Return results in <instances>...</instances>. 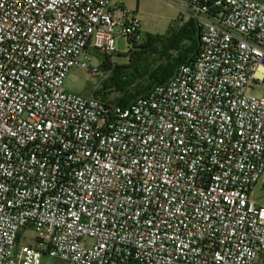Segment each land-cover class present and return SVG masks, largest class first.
<instances>
[{
    "label": "built area",
    "instance_id": "obj_1",
    "mask_svg": "<svg viewBox=\"0 0 264 264\" xmlns=\"http://www.w3.org/2000/svg\"><path fill=\"white\" fill-rule=\"evenodd\" d=\"M198 51L128 106L66 92L112 0H0V264H264V0H171Z\"/></svg>",
    "mask_w": 264,
    "mask_h": 264
},
{
    "label": "rangeland",
    "instance_id": "obj_2",
    "mask_svg": "<svg viewBox=\"0 0 264 264\" xmlns=\"http://www.w3.org/2000/svg\"><path fill=\"white\" fill-rule=\"evenodd\" d=\"M122 3L123 8L136 16L141 22V32L144 42L147 38H165L173 32L189 26L192 22L191 16L182 10L184 6L180 2L171 0H112V5ZM186 40L183 45L190 44ZM116 51L111 55H106L100 50L90 45L84 54V60L91 68L98 70V75L92 76L89 71L80 68H73L69 73L64 90L85 97L99 96L107 97V101L114 103L124 95V91H119L113 83L112 77L121 76L128 72L125 68L130 63L131 53L137 51L126 38H117ZM133 54V53H132ZM169 55L176 56L177 53L170 52ZM165 54L161 50V45H157L148 58L144 61L149 70L166 63ZM134 82L127 87L129 92H134L139 85L146 87L149 84L148 78L140 79L136 73ZM251 198L257 203L264 204V176L255 185L251 192ZM41 264H68L60 260L51 258L44 254Z\"/></svg>",
    "mask_w": 264,
    "mask_h": 264
},
{
    "label": "trees",
    "instance_id": "obj_3",
    "mask_svg": "<svg viewBox=\"0 0 264 264\" xmlns=\"http://www.w3.org/2000/svg\"><path fill=\"white\" fill-rule=\"evenodd\" d=\"M188 40L191 41L188 45H183V43ZM134 48L137 51L131 53L130 63L127 67L128 72L121 74V76L112 77L113 83L118 88L119 91H124L123 97L114 102L119 106H128L136 98L145 95L154 86L166 83L173 76L176 68L180 64H185L194 59L198 51V29L195 21L189 26L180 29L178 32H173L170 36L165 38H147L141 44H135ZM157 45H161V50L165 54L163 56L166 63L156 67L153 70H149L145 60L148 56L156 50ZM170 52L177 53L176 56L169 55ZM138 74V78L144 79L148 78L149 84L146 87L139 85V87L134 92H129L127 87L131 86L134 82L135 74ZM104 101H107V97L104 95L102 97ZM111 103V102H110Z\"/></svg>",
    "mask_w": 264,
    "mask_h": 264
}]
</instances>
